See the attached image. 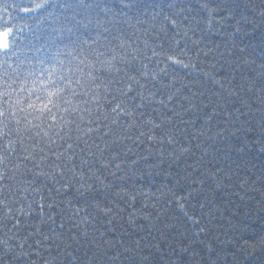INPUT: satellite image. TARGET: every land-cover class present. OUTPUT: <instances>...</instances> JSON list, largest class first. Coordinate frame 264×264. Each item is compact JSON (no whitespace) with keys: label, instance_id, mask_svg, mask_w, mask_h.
I'll use <instances>...</instances> for the list:
<instances>
[{"label":"snow or ice","instance_id":"snow-or-ice-1","mask_svg":"<svg viewBox=\"0 0 264 264\" xmlns=\"http://www.w3.org/2000/svg\"><path fill=\"white\" fill-rule=\"evenodd\" d=\"M13 6L33 14L35 31L29 29L33 39L21 47L11 18L0 22V53L16 58V67L11 71V66L5 67L7 59L0 60V264H15L18 256L28 257L26 245L50 250L53 240L63 242L65 222L71 223L68 235L76 243L81 237L97 233L102 237L104 233L97 225H111L119 214L127 213L128 223L133 224L139 210L127 209L144 193L129 191L116 183L124 180L119 173L128 165L132 152L126 142H149L158 146L160 156L168 145L172 147L170 155L179 159L192 152V141L197 139L187 128L181 132L176 127L181 112L196 108L192 101L197 96L183 82L178 69L201 71L186 59L189 42L198 45L203 37L191 40L188 33L214 30L217 23L224 24L229 17L234 21L235 33L243 30L242 21L250 23L246 16L236 18L229 0H204L199 4L204 13H198L199 19L192 15L191 3L180 0L168 3L167 11L161 8L150 21H144L147 27L133 40L131 36L124 37L116 23L101 27L99 20L93 21L90 17L94 6L85 0H32L30 7ZM95 7L106 10L99 4ZM221 11L226 15L220 16ZM260 15L264 17V8ZM81 29H92L95 35H85ZM228 36L233 38L232 33ZM68 48L71 51L64 55L62 49ZM40 52L50 54L29 55ZM199 55L197 51L196 58ZM235 71L232 69V75L222 78L214 73L205 75L229 96H237L245 89L252 92L255 82L243 76L244 86L235 84ZM256 90L264 104V83ZM214 95L220 98V93ZM182 101L188 102V108ZM217 115L218 106H214L202 118L210 122ZM178 133L184 135L185 143L178 139ZM136 162L132 160L131 164ZM192 183L203 184L204 179ZM194 192L195 189L185 195L171 192L168 202L174 200L180 209H185ZM185 215L199 226L196 236L207 231L200 217L187 211ZM92 243L96 253L89 264H94L96 255L106 257V264H112L120 255H107V249L115 247L109 241L97 243L93 239ZM69 247L65 244V248ZM249 247L264 248V236L245 246ZM181 251L187 252L188 248ZM68 256L69 264H79L73 252ZM44 264H56V259Z\"/></svg>","mask_w":264,"mask_h":264},{"label":"trees","instance_id":"trees-1","mask_svg":"<svg viewBox=\"0 0 264 264\" xmlns=\"http://www.w3.org/2000/svg\"><path fill=\"white\" fill-rule=\"evenodd\" d=\"M85 2L94 6L90 17L93 21L99 20L101 27H111L116 23L123 29L124 37L131 36L135 40L136 35L147 27L144 21H150L161 8L167 11L168 3H179L180 0ZM203 2L184 0L185 4L191 3L192 15L197 19L204 14L199 9V4ZM229 3L236 18L246 16L250 23L242 21L243 30L235 33L234 21L229 17L224 24L217 23L214 30H197L195 35L190 31L188 35L191 40L203 38L198 45L189 42L186 62L196 63L201 71L178 69L183 82L189 85L191 92L197 93L192 101L196 108H188V102L182 101L188 112H181L176 121V127L181 132L187 128L188 133L197 137L192 141V152L176 159L170 155L171 146L166 145L164 155L160 156L158 146L149 142H126V147L131 148L132 152L128 155V165L119 173L124 175V180L116 183L129 191L144 193L137 196L132 208L127 209L129 212L133 208L139 210L134 223H128L127 213L119 214L111 225H97L99 231L104 233L102 237L97 233L90 238L81 237L76 243L68 235L71 223L65 222L63 242L53 240L50 250L26 245L24 251L29 256H18L15 264H44L53 258L56 264H69V252L77 256L79 264H89L96 253L93 239L97 243L109 241L115 246L107 249L108 256L120 253L112 264H264V248H245L264 236V104L260 103L261 93L256 90L264 83V17L260 15L264 0H229ZM96 4L106 6V10L101 11L95 7ZM13 5L30 7L32 0H0V22L11 18L12 25L18 29V44L24 47L33 39L29 29L35 31V21L31 18L32 13L21 12ZM219 15L226 13L221 11ZM81 32L95 35L92 29H81ZM229 33L233 34L232 39H229ZM234 44L239 47H234ZM70 51L71 48L62 49L64 55ZM197 51L200 52L198 58L195 56ZM48 54L40 52L29 55L43 57ZM4 59L8 61L5 67L11 66L9 71L15 69V57H4L0 53V60ZM232 69H236L235 84L243 87L242 77L247 76L255 82L256 88L252 92L245 89L237 96H229L227 91L221 90L205 75L214 73L217 78H222L232 75ZM2 71L3 68H0ZM188 91L185 89L186 93ZM199 93L204 95L200 96ZM215 93H220V98ZM201 100L204 104H201ZM214 106H218L219 115L206 122L202 117L205 113H211ZM176 110L180 112L179 108ZM226 112L232 115L226 116ZM179 120L192 123L185 125ZM178 139L185 143L184 135L178 133ZM197 144L199 147H196ZM149 152L152 154L149 155ZM132 160L137 161L135 165L131 164ZM209 173H215V176ZM201 178L204 179L203 184L192 183ZM193 189L195 192L185 209H180L174 200L168 202L171 192L185 195ZM201 203L204 204L203 208H200ZM121 207L127 206L121 204ZM185 211L200 217L207 231L196 236L199 226L187 218ZM56 222L57 225L60 223L59 218ZM45 232L50 234L47 229ZM29 244H32L31 240ZM65 244L71 247L65 248ZM183 247H187L188 251H181ZM77 248L79 251L75 252ZM125 248L134 251L125 252ZM106 260V257L96 255L94 264H106Z\"/></svg>","mask_w":264,"mask_h":264}]
</instances>
